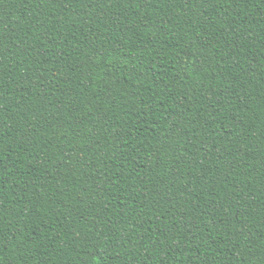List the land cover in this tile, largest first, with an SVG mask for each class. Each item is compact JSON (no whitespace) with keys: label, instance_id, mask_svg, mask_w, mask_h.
<instances>
[{"label":"trees","instance_id":"obj_1","mask_svg":"<svg viewBox=\"0 0 264 264\" xmlns=\"http://www.w3.org/2000/svg\"><path fill=\"white\" fill-rule=\"evenodd\" d=\"M0 264H264V0H0Z\"/></svg>","mask_w":264,"mask_h":264}]
</instances>
